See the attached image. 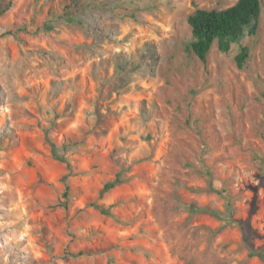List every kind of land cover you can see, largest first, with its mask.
Returning a JSON list of instances; mask_svg holds the SVG:
<instances>
[{
  "label": "rangeland",
  "instance_id": "obj_1",
  "mask_svg": "<svg viewBox=\"0 0 264 264\" xmlns=\"http://www.w3.org/2000/svg\"><path fill=\"white\" fill-rule=\"evenodd\" d=\"M236 1L0 0V264H264V0L185 50Z\"/></svg>",
  "mask_w": 264,
  "mask_h": 264
},
{
  "label": "trees",
  "instance_id": "obj_2",
  "mask_svg": "<svg viewBox=\"0 0 264 264\" xmlns=\"http://www.w3.org/2000/svg\"><path fill=\"white\" fill-rule=\"evenodd\" d=\"M261 12V0H237L232 6L220 10L195 9L187 17L191 38L186 44L185 50L205 64L208 54L214 47L221 54H226L231 52L235 46L237 53L233 58L234 63L239 70H242L249 58V49L242 42L246 37L256 36ZM51 153L56 157L53 144L51 145ZM59 160L63 161L64 159ZM66 167L69 170V165ZM121 183V173L118 172L113 181L104 185L100 196ZM211 191L215 192L214 189ZM67 192L68 187L65 189V198ZM96 208L100 209L102 213L109 214L102 207L96 206ZM189 208L192 213L210 214L217 218L222 216L220 212L206 207L198 208L190 205Z\"/></svg>",
  "mask_w": 264,
  "mask_h": 264
}]
</instances>
